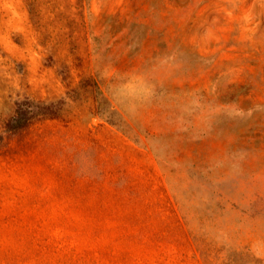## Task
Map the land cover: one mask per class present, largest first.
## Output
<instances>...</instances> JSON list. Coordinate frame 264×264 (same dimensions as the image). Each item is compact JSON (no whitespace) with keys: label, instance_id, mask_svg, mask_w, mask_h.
<instances>
[{"label":"rangeland","instance_id":"rangeland-1","mask_svg":"<svg viewBox=\"0 0 264 264\" xmlns=\"http://www.w3.org/2000/svg\"><path fill=\"white\" fill-rule=\"evenodd\" d=\"M0 264H264V0H0Z\"/></svg>","mask_w":264,"mask_h":264}]
</instances>
